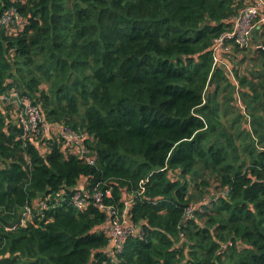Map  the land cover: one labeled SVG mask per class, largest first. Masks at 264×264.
I'll list each match as a JSON object with an SVG mask.
<instances>
[{"label":"trees","instance_id":"16d2710c","mask_svg":"<svg viewBox=\"0 0 264 264\" xmlns=\"http://www.w3.org/2000/svg\"><path fill=\"white\" fill-rule=\"evenodd\" d=\"M245 4L0 0V15L24 18L0 26V95L84 133L93 157L66 154L54 135L24 141L0 99V216L32 214L11 229L0 221V264H264V31L232 43L255 72L214 64L211 50ZM80 180L108 189L107 204L132 196L129 219L146 237L110 251L105 212L71 203Z\"/></svg>","mask_w":264,"mask_h":264},{"label":"built area","instance_id":"2783aa9c","mask_svg":"<svg viewBox=\"0 0 264 264\" xmlns=\"http://www.w3.org/2000/svg\"><path fill=\"white\" fill-rule=\"evenodd\" d=\"M230 27L213 39L211 46L214 64H219L221 56L228 53L230 45L238 43L246 46L252 29L264 31V0H246V4L239 12L228 19ZM24 24V18L20 16L16 8L10 7L0 15V26L9 30H17ZM258 26L257 28H255ZM257 46H262L258 43ZM0 99L11 100L14 104L15 122L22 129L21 138L26 140H40L50 136L59 137L64 145L66 154H79L89 163H93V157L89 155L88 148L83 146L84 133L78 132L68 125L49 123L44 120L40 108L33 104L28 97L18 96L11 91L8 96L0 95ZM45 150V148H43ZM144 190L143 182L140 193ZM110 196L108 189L101 190L97 185L91 187L86 180H80L71 195V203L77 210L85 209L89 204L103 210L108 217V224L103 226V232L108 236L109 248L113 253L122 250L127 237L145 238L147 231L140 224H134L129 219V209L132 205V196L126 195L121 199L122 207L107 204L105 197ZM198 204H190L185 208L184 219H190ZM39 208H46L45 203H39ZM32 214L27 207L22 213V223L31 221Z\"/></svg>","mask_w":264,"mask_h":264},{"label":"rangeland","instance_id":"374dc122","mask_svg":"<svg viewBox=\"0 0 264 264\" xmlns=\"http://www.w3.org/2000/svg\"><path fill=\"white\" fill-rule=\"evenodd\" d=\"M250 40V39H249ZM250 42H248V44H249ZM247 44V45H248ZM233 44H231L230 45V50H229V52L228 53H225V54H223L222 56H221V59H220V65L222 66V67H227L229 70H230V68H235V67H237L238 69H240V74H244V73H246V72H255V70H258L259 69V66L257 67V68H254V65H251V64H256V62H250L249 60H245V61H243L242 59H241V57H242V55H240V53H237L234 57H232V54H233V51H232V46ZM250 45H251V43H250ZM249 45V46H250ZM257 45L258 44H256V47H257ZM228 54H231L230 55V62H228L227 60H226V56H228ZM250 54V55H249ZM249 58H251V60H254L255 58L253 57V55H252V51L249 53L248 52V55H247ZM241 59V60H240ZM230 68H229V67ZM232 70L233 69H231V72L230 71H228V78L232 81V82H237V79H236V77L234 76V74H233V72H232ZM229 93V90H225L224 92H222V95L223 96H225L226 94H228ZM237 93H238V90H237ZM228 96H230V94L228 95ZM240 105V107H241V109H242V111L244 112V107H243V105L242 104H239ZM247 127H248V125H247ZM249 128V127H248ZM173 178H175V176H172Z\"/></svg>","mask_w":264,"mask_h":264},{"label":"water","instance_id":"95a60500","mask_svg":"<svg viewBox=\"0 0 264 264\" xmlns=\"http://www.w3.org/2000/svg\"><path fill=\"white\" fill-rule=\"evenodd\" d=\"M82 6L85 7V4L82 3ZM256 50L260 51L263 55H264V47L263 46H257ZM263 65H264V61H263ZM0 221H2L4 223V225L7 228H14L17 225H21L22 224V214H19L18 217L10 222L4 220L1 216H0Z\"/></svg>","mask_w":264,"mask_h":264},{"label":"crops","instance_id":"0c3cea01","mask_svg":"<svg viewBox=\"0 0 264 264\" xmlns=\"http://www.w3.org/2000/svg\"><path fill=\"white\" fill-rule=\"evenodd\" d=\"M248 120V119H247Z\"/></svg>","mask_w":264,"mask_h":264}]
</instances>
